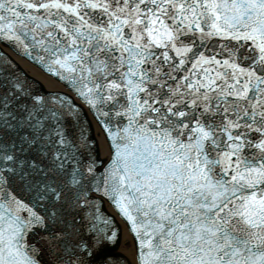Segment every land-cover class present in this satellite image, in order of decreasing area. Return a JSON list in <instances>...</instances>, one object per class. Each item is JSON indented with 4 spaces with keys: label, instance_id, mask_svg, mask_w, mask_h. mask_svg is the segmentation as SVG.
<instances>
[{
    "label": "snow or ice",
    "instance_id": "snow-or-ice-1",
    "mask_svg": "<svg viewBox=\"0 0 264 264\" xmlns=\"http://www.w3.org/2000/svg\"><path fill=\"white\" fill-rule=\"evenodd\" d=\"M0 264H264V0H0Z\"/></svg>",
    "mask_w": 264,
    "mask_h": 264
},
{
    "label": "water",
    "instance_id": "water-1",
    "mask_svg": "<svg viewBox=\"0 0 264 264\" xmlns=\"http://www.w3.org/2000/svg\"><path fill=\"white\" fill-rule=\"evenodd\" d=\"M29 72L31 75L36 76L38 79L41 80V83L44 84L45 88L49 87L48 81L42 76L39 69L30 68ZM54 87H58V85H52ZM116 250V249H115ZM122 250H119L118 252H121Z\"/></svg>",
    "mask_w": 264,
    "mask_h": 264
},
{
    "label": "bare ground",
    "instance_id": "bare-ground-1",
    "mask_svg": "<svg viewBox=\"0 0 264 264\" xmlns=\"http://www.w3.org/2000/svg\"><path fill=\"white\" fill-rule=\"evenodd\" d=\"M119 250H122V249H121V248H116V250H115V251H116V252H118Z\"/></svg>",
    "mask_w": 264,
    "mask_h": 264
}]
</instances>
